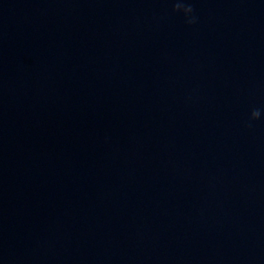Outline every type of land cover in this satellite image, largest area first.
I'll list each match as a JSON object with an SVG mask.
<instances>
[{"label":"clouds","instance_id":"clouds-1","mask_svg":"<svg viewBox=\"0 0 264 264\" xmlns=\"http://www.w3.org/2000/svg\"><path fill=\"white\" fill-rule=\"evenodd\" d=\"M173 12L182 13L185 22L189 25H193L197 22V17L194 15V8L188 0H174ZM261 118V110L259 108H253L250 112L248 127H252V121L259 120Z\"/></svg>","mask_w":264,"mask_h":264}]
</instances>
